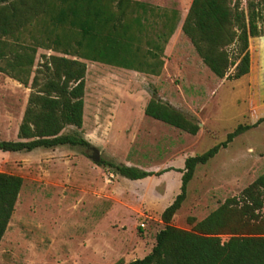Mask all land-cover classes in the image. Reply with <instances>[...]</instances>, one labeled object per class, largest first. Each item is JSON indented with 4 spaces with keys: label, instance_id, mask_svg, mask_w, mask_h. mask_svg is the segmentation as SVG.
<instances>
[{
    "label": "rangeland",
    "instance_id": "obj_1",
    "mask_svg": "<svg viewBox=\"0 0 264 264\" xmlns=\"http://www.w3.org/2000/svg\"><path fill=\"white\" fill-rule=\"evenodd\" d=\"M132 1L176 10L178 14L186 13L191 3ZM239 9L245 15H257L260 36L249 39L250 70L237 80L209 74L183 35L171 44L166 56L161 55L164 80L80 60L86 66V74L83 125L78 133L84 140L92 136L94 144L29 153L0 152V172L19 176L23 181L0 241V264H116L120 257L124 264L146 253L137 249L138 245L132 250L133 244L144 240L150 247L153 233L164 226L160 219L156 221L154 210H144L147 185L121 180L110 168L98 163L151 173L167 170L154 179L160 183L157 194L170 204L179 193L174 178L186 158L224 142L239 125L264 119V0H239ZM6 42L14 45L12 40ZM24 45H31L26 33ZM168 45L169 41L163 46L164 51ZM146 49L142 45V50ZM49 56L62 57L51 50L37 49L26 86L0 73V141L16 140L32 78L43 70L44 57ZM152 97L171 103V107L194 119L200 127L198 133L191 136L143 117L140 107ZM73 132L72 128L64 130L65 134ZM263 173L264 121L196 167L171 225L190 230L191 219L200 221L222 201L239 197ZM169 185L171 190H166ZM105 212L109 213L107 217H103ZM140 224L145 225L143 230ZM226 238L222 236L221 240Z\"/></svg>",
    "mask_w": 264,
    "mask_h": 264
},
{
    "label": "trees",
    "instance_id": "obj_2",
    "mask_svg": "<svg viewBox=\"0 0 264 264\" xmlns=\"http://www.w3.org/2000/svg\"><path fill=\"white\" fill-rule=\"evenodd\" d=\"M178 21L176 10L132 0H0V73L26 86L37 49L62 55L44 57L43 70L32 78L16 140L0 141V152L89 147L78 133L83 125L86 74L80 60L159 76L163 46ZM181 32L216 78L237 80L249 73V39L259 37L260 31L257 15H245L239 0H192ZM25 33L31 45H24ZM142 45L147 49L142 50ZM144 115L191 136L200 130L194 119L153 97ZM263 121L239 125L224 142L185 159L183 169L177 171L181 174L179 193L160 215L164 226L153 238L150 252L127 264H264V173L239 197L226 199L200 221L191 219L190 230L171 225L196 167ZM67 128L75 132L65 134ZM98 165L130 181L167 172H145L104 161ZM22 183L19 176L0 172V241ZM222 236L227 237L225 241Z\"/></svg>",
    "mask_w": 264,
    "mask_h": 264
},
{
    "label": "crops",
    "instance_id": "obj_3",
    "mask_svg": "<svg viewBox=\"0 0 264 264\" xmlns=\"http://www.w3.org/2000/svg\"><path fill=\"white\" fill-rule=\"evenodd\" d=\"M192 1V0H191ZM140 2V1H139ZM186 14H187V12L186 13H179V21H178V23H177V26H176V28H175V31H174V33H173V35L170 37V39H169V43H170V45H168V47L165 49V51H164V55L166 56V53H167V50H168V48L171 46V44L173 43V42H175V40L176 39H180V36H182L183 34H182V32H181V27H182V23H183V20H184V18H185V16H186ZM200 60V59H199ZM204 68H206V67H204ZM207 69V68H206ZM208 70V69H207ZM209 71V70H208ZM194 73L193 71H189V70H187V73ZM210 72V71H209ZM195 74V73H194ZM209 74H211L212 76H214L212 73H209ZM153 78H156L157 80H161V79H163L164 80V78L166 79V76H165V69H162L161 70V73H160V75L159 76H152ZM196 78H199V74H197L196 73ZM149 101V100H148ZM148 101H146L141 107H140V113H141V115L143 116V117H146L145 115H144V108H145V106H146V104H147V102ZM27 104V103H26ZM170 105H172L171 103H169ZM172 106H174V105H172ZM25 110V109H24ZM24 113V112H23ZM22 116H23V114H22ZM21 120H22V117H21V119H20V121H19V125H20V123H21ZM19 125L17 126V128H16V132L18 131V127H19ZM16 135H17V133H16ZM89 138H86L85 140H86V142H88V143H90V144H94V141H93V139H92V136L90 137V136H88ZM103 143V142H102ZM154 177L155 176H150V177H146V178H144V179H141V180H136V181H141V182H144V184H146L147 186H146V189L144 190L145 191V193H146V198H145V203H144V210L146 211V212H153V210H154V212H155V216H156V221L158 220V219H160V215H161V213L163 212V210L169 205V204H167V200H165L164 198H162L160 195H158L157 194V191H156V189H157V184H160V183H157V181H156V179H154ZM180 178H181V174L180 173H178V174H176V176H175V178H174V180H175V188H178V187H180ZM121 180H125V181H127L128 179H125V178H121ZM130 181V180H129ZM130 182H134V181H130ZM162 182V181H161ZM164 185H165V182H164ZM166 185H167V183H166ZM166 190H171V187H170V185L168 186V189H166ZM179 191V190H178ZM169 199H171V197L169 198ZM225 201V200H224ZM224 201H222L221 202V204H223V202ZM220 204V205H221ZM220 205H218L217 207H215V209L216 208H218ZM156 209H157V211H156ZM214 209V210H215ZM158 212V215L156 214ZM108 214L109 213H107V212H105L104 214H103V217H107L108 216ZM117 214H119V211H118V213ZM163 228V227H162ZM161 228V229H162ZM156 233H157V231H155L154 233H153V238L155 237V235H156ZM149 236H151L150 235V233H149ZM144 240H142V241H139V243L138 244H133V246L135 245V246H137L138 245V248L137 249H140V251L142 250L143 252H146V253H144V255L143 256H141V257H139V258H133V259H131V260H128V261H125V263L124 264H127L128 262H130V261H133V260H135V259H141V258H143L145 255H147L149 252H150V250H151V248H152V246H153V244H151V245H149L150 247H148L147 245H146V243H144L143 242ZM153 241H154V239H153ZM142 245V246H141ZM135 246L132 248V250H135ZM139 246H141V247H139ZM147 248H148V250H147ZM121 258L122 257H120V258H118V261H121Z\"/></svg>",
    "mask_w": 264,
    "mask_h": 264
},
{
    "label": "water",
    "instance_id": "obj_4",
    "mask_svg": "<svg viewBox=\"0 0 264 264\" xmlns=\"http://www.w3.org/2000/svg\"><path fill=\"white\" fill-rule=\"evenodd\" d=\"M94 160L97 161V160H98V157L96 156V157L94 158Z\"/></svg>",
    "mask_w": 264,
    "mask_h": 264
},
{
    "label": "built area",
    "instance_id": "obj_5",
    "mask_svg": "<svg viewBox=\"0 0 264 264\" xmlns=\"http://www.w3.org/2000/svg\"><path fill=\"white\" fill-rule=\"evenodd\" d=\"M140 226H141V228H144V225L141 224Z\"/></svg>",
    "mask_w": 264,
    "mask_h": 264
}]
</instances>
